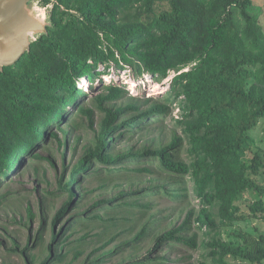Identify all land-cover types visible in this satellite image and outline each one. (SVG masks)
Here are the masks:
<instances>
[{"label":"trees","instance_id":"trees-1","mask_svg":"<svg viewBox=\"0 0 264 264\" xmlns=\"http://www.w3.org/2000/svg\"><path fill=\"white\" fill-rule=\"evenodd\" d=\"M50 1L45 0V4ZM255 7L254 0L56 1L48 32L32 43L17 63L0 70L1 177L22 166L23 153L42 158L33 153L48 135L68 149L71 131L61 125L68 106L74 104L77 114L85 115L89 127L96 129L95 110L83 103L89 92L78 88L77 82L86 75L94 81L103 73L101 64L129 67L137 78L152 74L164 80L172 71L176 75L162 98L133 97L120 84H103L104 92L93 99L105 114L94 145L87 146L68 180L59 181L68 198L53 219L50 243L46 244L41 230L38 254H28V245L21 250L27 264H71L83 254L80 243L89 236L91 224L111 222L103 223L105 231L125 226L132 220L129 214L136 212L145 218L152 208L153 201L139 198L167 196L182 205L189 202L191 192L201 208H190L181 225L158 237L148 255L134 257L130 264H179L166 254L157 261L147 260L165 242L171 249L177 243L198 248V233L191 230L194 225L209 236L201 246L211 249L198 264H229V259L264 264V233L258 237L238 233L235 240L222 235L223 228L248 218L240 214L237 204L247 190L261 195L250 206L252 216L264 217V185L259 180L264 174V150L253 149L250 135L264 120V27ZM125 98L131 101L124 104L121 100ZM175 103L181 111L175 119L181 133L175 127L167 143L159 141L157 145L153 139L137 150L118 148L117 144L132 140L138 133L162 128L156 127L161 121L143 123L172 116ZM52 123L57 132L49 130ZM59 132L65 134V141ZM75 139L78 143L81 137ZM142 158H146L143 163L139 161ZM130 161L137 162L132 166ZM100 170L107 172L100 176L101 189L119 181L116 184L121 188L131 183V191L120 189L115 197L96 201L90 214L83 212L85 218L79 216L57 233L56 223L77 198L80 203L84 198L85 176ZM130 174L138 177L135 182L133 178L124 183L119 179ZM189 180L194 183L193 190ZM141 183L146 186L140 187ZM133 197L137 198L131 200ZM29 212L33 218L32 210ZM78 225L89 231L71 247L69 239ZM149 226L144 224L125 244L139 249L138 244L150 235ZM71 252L74 256L69 262ZM103 256H90L84 264L101 263Z\"/></svg>","mask_w":264,"mask_h":264},{"label":"rangeland","instance_id":"rangeland-1","mask_svg":"<svg viewBox=\"0 0 264 264\" xmlns=\"http://www.w3.org/2000/svg\"><path fill=\"white\" fill-rule=\"evenodd\" d=\"M56 1L57 0H51L48 4H45L44 0H41L40 3L35 1L37 6L36 12L44 14L48 20L47 22H50L52 9ZM254 3L256 6L255 10L264 27V0H254ZM38 5L41 10L38 9ZM124 68L126 69H121L113 63L108 67L106 63H103L101 64V70L103 71L102 75L98 78L95 77L94 81L90 80L86 86H83L84 89L82 90H87V92H89L83 103L95 110L96 129L93 130L89 127L87 117L83 114H77V107L72 104L66 109V119L61 123L64 128L71 131L70 134L72 138L69 142L68 149L65 148L63 143L60 144L58 139L48 135L46 141H40V145L37 146L33 153L41 155L42 158L38 159L34 157V155L25 157L26 154L23 153L21 159H23L24 162L22 166L18 167V169H11L10 172L3 177L0 176V196L3 195L0 201V264H27L26 258L22 255L21 250L28 245V254H38L39 246L37 243L39 241L38 235L41 230L46 244L50 243L53 235V219L68 198V193L60 190L59 181L62 179L65 183L68 180L73 166L84 155L87 146L94 145L96 131L105 115L93 100L98 94L104 92L103 84L111 82L120 84L128 90V95L133 97H142L143 99L147 97L162 98L170 89L172 80L176 75L175 71H172L170 76L164 80H160L152 75H145L141 81L130 84L132 83L131 79L135 78L134 71L129 67ZM121 101L126 104L131 100L130 98H125ZM173 108L172 116L146 119L143 123V125H148L153 121H161V125L157 124L156 127L162 126V128L160 127L159 130L154 132L145 130L138 133L132 140L117 144L118 148L121 150H128L134 147L137 150L144 145L151 144L153 139L157 140V145L159 141L167 143L172 137V128L175 127L178 128L179 133H181V128L177 127L175 123V119L180 117L181 111L176 103L173 105ZM73 122L77 125L76 129L72 128ZM49 127V130L52 129L54 132L58 130L55 123L50 124ZM58 134L62 142L65 141V134L63 132H59ZM250 135L254 138L253 149L264 150V120H261L258 126L250 131ZM77 136L81 137L78 143L75 139ZM74 146H76V150L73 149ZM183 157H188L187 151L183 152ZM145 160L146 158H142L139 161L143 163ZM134 162L136 163L137 161H130L129 163L135 166ZM95 166L97 168H102V165L99 163H96ZM99 172L101 173H91L85 176L83 179V186L85 188L84 198L81 203L77 198L76 204L74 203L56 223L55 230L57 233H61V230L63 231V228H65L67 224L69 225L70 222L76 220L79 216L80 218H85L87 215H83V212L90 214L91 206H93L96 201L115 197L119 194L120 189L126 190L127 192L131 191L129 187L131 183L124 184L125 187L121 188L116 184L119 181L115 184H110L107 190L101 189L99 187L101 182L100 176H106L107 172L103 170ZM124 175L125 173L121 174V176ZM130 175V177L120 176L119 179H122L123 181L121 182L124 183L125 180L129 181L133 178L135 182L138 177L134 174ZM259 180L264 185V174ZM189 182V187L193 190L194 183L191 180H189ZM136 186L137 185L134 186V189ZM144 186H146V184L141 183L140 187ZM136 198L137 197H133L131 200ZM260 198L261 195L254 189L247 190L238 198L237 204L240 207V214H245L248 218L237 221L232 226L223 228L222 235L225 239L235 240L238 238V233L247 232L255 237L264 233V217L254 218L250 209L253 202ZM139 199H141L140 201L142 202L153 201L151 202L153 204L152 208L148 211L145 218L139 217L136 212L129 214L132 220L128 222V225L116 226L109 231H105L103 228V223L111 224L109 221L91 224L89 236L85 241L80 243L82 244L80 248L83 250V254L78 259L73 260L71 264H84L90 256H92V259H95L104 255L103 258L105 260L101 263L96 262L95 264H130L129 261L133 260L132 258L134 257V259L137 257L144 258L149 254V251L154 248L158 237H161L165 232L182 224L190 208H201V203L193 192H191L189 202L182 205L177 201L170 200L167 196L160 195L141 197ZM124 201L125 200H119V202ZM79 203L80 206L78 207ZM183 206L186 208L184 212L182 211L184 208ZM29 209H31L34 214L33 218L30 216ZM138 209L143 210L141 207H138ZM96 210L101 209L97 208ZM146 223L150 224V235L147 239L138 244L139 249H137L138 247H135L136 245L134 244H125V242L133 240L135 235L140 232ZM131 228H133V230L130 232L129 230ZM191 230L192 233H198V248L190 247L184 243H177L176 247L171 249L166 244L167 242H165L161 250L152 251L149 255L150 259L146 260L149 262L157 261L164 256V254H166L168 259L176 261L179 264H198L205 260L211 249L202 247L201 244L203 240L208 241L209 236H206L204 231L195 225ZM87 231H89L87 227L78 225L77 230L69 239L73 242L70 246L72 247L79 244L77 240H79L81 236H84ZM114 236L117 237L113 242L110 241ZM63 237L60 243L63 242ZM160 242L162 243L164 241ZM104 245L105 247L102 248ZM17 248H19V251L15 252ZM67 249L68 247L64 250ZM164 250L167 251L165 252ZM73 256L74 252H71L68 260L69 262L72 260ZM229 264L248 263L229 259Z\"/></svg>","mask_w":264,"mask_h":264},{"label":"water","instance_id":"water-1","mask_svg":"<svg viewBox=\"0 0 264 264\" xmlns=\"http://www.w3.org/2000/svg\"><path fill=\"white\" fill-rule=\"evenodd\" d=\"M28 1L0 0V70L17 63L51 25V18L47 22L40 13L28 11Z\"/></svg>","mask_w":264,"mask_h":264},{"label":"flooded vegetation","instance_id":"flooded-vegetation-1","mask_svg":"<svg viewBox=\"0 0 264 264\" xmlns=\"http://www.w3.org/2000/svg\"><path fill=\"white\" fill-rule=\"evenodd\" d=\"M37 3H40L41 2V0H30V1H28V3L26 4V8L28 9V11L31 13V12H36V10H37V6H36V2ZM44 3H45V0H44ZM42 7V6H41ZM38 9H40L41 10V8H40V6L38 5ZM46 9H47V7H46ZM32 13V14H33ZM41 15V14H40ZM40 15H39V17H40Z\"/></svg>","mask_w":264,"mask_h":264},{"label":"bare ground","instance_id":"bare-ground-1","mask_svg":"<svg viewBox=\"0 0 264 264\" xmlns=\"http://www.w3.org/2000/svg\"><path fill=\"white\" fill-rule=\"evenodd\" d=\"M40 18H41L42 20H44V19H45V15H44V14H41V15H40ZM89 81H90V79H89L87 76H84L83 82L80 81V84H84V83L88 84ZM86 84H85V85H86ZM78 86H79V85H78Z\"/></svg>","mask_w":264,"mask_h":264},{"label":"clouds","instance_id":"clouds-1","mask_svg":"<svg viewBox=\"0 0 264 264\" xmlns=\"http://www.w3.org/2000/svg\"><path fill=\"white\" fill-rule=\"evenodd\" d=\"M145 75H147V76L149 75V76H150V75H152V74H145ZM145 75H144V76H145ZM152 76H153V75H152ZM88 77H89V76H88ZM139 79H143V77H141V78H137V77L133 78L132 83H130V84L137 83V80H139ZM78 87H79V86H78ZM79 88H80V87H79ZM81 89H84V88L82 87ZM83 91H84V90H83ZM86 91H87V90H86Z\"/></svg>","mask_w":264,"mask_h":264},{"label":"built area","instance_id":"built-area-1","mask_svg":"<svg viewBox=\"0 0 264 264\" xmlns=\"http://www.w3.org/2000/svg\"><path fill=\"white\" fill-rule=\"evenodd\" d=\"M83 79H84V78L81 77V78L78 80V82H77V84H78L79 87H81V88H82L83 86H86V85H87L86 83H84V84H80V81L83 82ZM131 80H133V78H132ZM138 81H141V79L137 80V82H138ZM85 84H86V85H85Z\"/></svg>","mask_w":264,"mask_h":264}]
</instances>
